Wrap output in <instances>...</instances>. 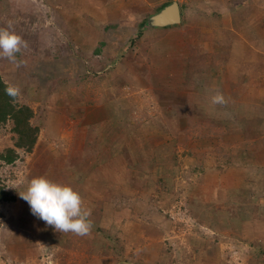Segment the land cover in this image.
I'll use <instances>...</instances> for the list:
<instances>
[{
    "label": "rangeland",
    "instance_id": "1",
    "mask_svg": "<svg viewBox=\"0 0 264 264\" xmlns=\"http://www.w3.org/2000/svg\"><path fill=\"white\" fill-rule=\"evenodd\" d=\"M86 1L111 9L99 31ZM175 4L180 23L155 29ZM0 29L27 42L0 75L40 128L0 185L70 186L106 242L129 220L131 251L107 264H264V0H0ZM14 138L7 124L0 153ZM26 204L0 205V264H90L101 242Z\"/></svg>",
    "mask_w": 264,
    "mask_h": 264
},
{
    "label": "clouds",
    "instance_id": "2",
    "mask_svg": "<svg viewBox=\"0 0 264 264\" xmlns=\"http://www.w3.org/2000/svg\"><path fill=\"white\" fill-rule=\"evenodd\" d=\"M27 42L8 29H0V57L16 63V54L26 48ZM18 89L9 88L7 93L16 96ZM213 104H224V96L217 93ZM26 201L31 213L60 233L87 235L92 227L90 212L82 207L80 194L67 185L53 182L46 177L33 178L27 190L19 194Z\"/></svg>",
    "mask_w": 264,
    "mask_h": 264
},
{
    "label": "trees",
    "instance_id": "3",
    "mask_svg": "<svg viewBox=\"0 0 264 264\" xmlns=\"http://www.w3.org/2000/svg\"><path fill=\"white\" fill-rule=\"evenodd\" d=\"M9 88L10 86L0 75V132L4 126L10 124L11 132L15 136L14 148H6L2 153H0V170L2 169V163L6 165H13L17 161L21 160L22 157L20 152H24L27 155L33 154L40 136V128L34 125L32 122L36 116L33 108L28 105L22 104L20 102L18 93L14 97L10 96L7 93V89ZM18 200L19 195L17 193H15L13 190H8L6 187L0 185V205L14 204ZM109 201V198H107L103 204V200L98 201L97 208H99V210H101L102 208H106ZM122 203L123 202L117 203L118 210H122ZM128 208H131V204H128ZM23 210L30 211L31 209L29 204H26ZM113 213L116 214V212ZM100 215L101 212L97 211L98 219H100ZM90 218L91 216L88 217L89 220H91ZM114 220H117V217L115 215ZM91 224L93 228L91 230L95 231L97 229L96 222L91 221ZM44 225L47 224L44 223ZM32 227L35 226L33 225ZM91 230L89 233H91ZM96 231L97 232H95L94 236H99V233L102 232L101 229H98ZM55 233L60 236L64 234L57 231ZM67 234L68 236L70 235V237H74L80 240L81 242H83V244H88V241L90 240V238H86L88 234L83 236L76 235L71 232Z\"/></svg>",
    "mask_w": 264,
    "mask_h": 264
},
{
    "label": "crops",
    "instance_id": "4",
    "mask_svg": "<svg viewBox=\"0 0 264 264\" xmlns=\"http://www.w3.org/2000/svg\"><path fill=\"white\" fill-rule=\"evenodd\" d=\"M88 7H89V11L88 12L84 11L85 12L84 19H87L86 21L90 26L89 32H92V31L95 32L97 30V28H98L97 31H99L102 27L93 28V26H95V24L92 25L91 21L93 22V21H96L98 19L97 14H98L99 10H101V12L104 10L101 14V17H104V16H107L108 13L111 12V9L108 7L107 4H102V7L101 8L98 7L99 10H97V9H95V4L92 5V3H87V1H86L85 8H88ZM121 17H123V15H121ZM155 29L161 30L163 28L156 27ZM99 42H101V41H99ZM128 222H129V220H123V219L114 221V225H112V226H116V231L110 237V238H113V240L110 242H106L104 237L94 236L95 234L94 235L88 234L86 236V238H90L88 243L93 244V242H101L99 244L100 247L97 249H94L95 254L89 255L90 257L92 256L91 257L92 259L90 260V264H107L106 263L107 259H110L112 257L120 258L122 256H125L126 252L131 251V250H128V248L131 247L130 239L128 237V234H129ZM135 223L136 222L134 220L132 222V224L130 225V227L132 225H134ZM96 225H97L96 230L101 229V231L102 232L105 231V233H106V229H107L106 226H109V225L101 224L99 221L96 222ZM91 229H92V227H91ZM96 230H95V232H97ZM133 249H134V247H133ZM135 252L136 251H134V253Z\"/></svg>",
    "mask_w": 264,
    "mask_h": 264
},
{
    "label": "water",
    "instance_id": "5",
    "mask_svg": "<svg viewBox=\"0 0 264 264\" xmlns=\"http://www.w3.org/2000/svg\"><path fill=\"white\" fill-rule=\"evenodd\" d=\"M180 20H181L180 10L178 5L175 4L170 9H168L165 14L162 15L160 20L155 19L153 23L154 25H157L156 27H160L163 26L164 24L180 23Z\"/></svg>",
    "mask_w": 264,
    "mask_h": 264
}]
</instances>
